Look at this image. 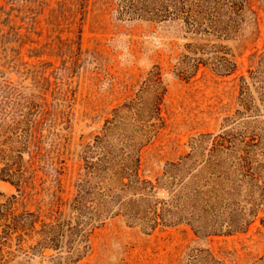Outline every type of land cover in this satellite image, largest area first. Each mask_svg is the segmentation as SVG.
<instances>
[{
    "label": "rangeland",
    "instance_id": "obj_1",
    "mask_svg": "<svg viewBox=\"0 0 264 264\" xmlns=\"http://www.w3.org/2000/svg\"><path fill=\"white\" fill-rule=\"evenodd\" d=\"M115 2L0 0V148L17 137L26 142V182L18 191L0 180V202L14 195L15 211L34 212L38 228L66 210L83 173L84 146L101 134L112 109L134 96L154 64L168 91L165 126L141 154L140 172L150 178L189 150L191 136L221 131L237 108L239 77L249 76L255 54L264 50V0H250L257 19L247 13L241 32L225 41L236 71L220 77L200 67L183 80L173 70L189 35L171 24L118 19ZM90 241L79 264H197L191 256L200 249L227 264H252L264 254L258 219L245 233L200 238L186 225L146 234L117 217L96 228ZM35 244L36 238L18 242L14 234L0 264H53L54 252L31 248Z\"/></svg>",
    "mask_w": 264,
    "mask_h": 264
},
{
    "label": "trees",
    "instance_id": "obj_2",
    "mask_svg": "<svg viewBox=\"0 0 264 264\" xmlns=\"http://www.w3.org/2000/svg\"><path fill=\"white\" fill-rule=\"evenodd\" d=\"M115 5L118 19L171 24L189 35L173 70L183 80L200 67L220 77L233 74L237 62L225 41L241 32L247 13L257 19L250 0H116ZM255 57L249 76L239 77L237 108L224 118L221 131L191 136L189 150L150 178L140 172L141 154L165 126L168 91L160 64H154L134 96L117 104L101 134L84 146L83 173L59 217L40 221L38 228L34 212L15 211L14 195L0 202V260L16 234L18 242L36 238L35 250L53 251V264H79L91 249L93 231L117 217L146 234L186 225L200 238L231 236L247 232L257 219L264 229V50ZM10 143L0 148V180L19 191L26 182L21 162L26 142L17 137ZM191 260L227 264L201 249ZM252 264H264V254Z\"/></svg>",
    "mask_w": 264,
    "mask_h": 264
}]
</instances>
